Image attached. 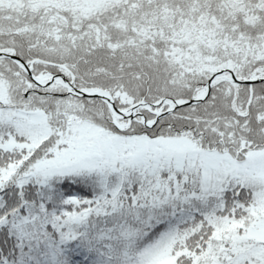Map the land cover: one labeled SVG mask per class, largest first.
I'll return each mask as SVG.
<instances>
[{
	"label": "snow or ice",
	"instance_id": "1",
	"mask_svg": "<svg viewBox=\"0 0 264 264\" xmlns=\"http://www.w3.org/2000/svg\"><path fill=\"white\" fill-rule=\"evenodd\" d=\"M0 264H264V0H0Z\"/></svg>",
	"mask_w": 264,
	"mask_h": 264
}]
</instances>
